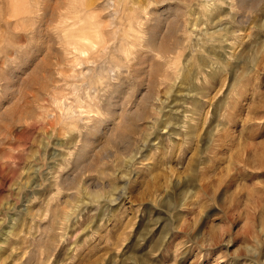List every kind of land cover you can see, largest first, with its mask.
Segmentation results:
<instances>
[{"label": "rangeland", "instance_id": "1", "mask_svg": "<svg viewBox=\"0 0 264 264\" xmlns=\"http://www.w3.org/2000/svg\"><path fill=\"white\" fill-rule=\"evenodd\" d=\"M0 264H264V0H0Z\"/></svg>", "mask_w": 264, "mask_h": 264}, {"label": "bare ground", "instance_id": "2", "mask_svg": "<svg viewBox=\"0 0 264 264\" xmlns=\"http://www.w3.org/2000/svg\"><path fill=\"white\" fill-rule=\"evenodd\" d=\"M241 1H243V0H241ZM163 18H164V17H163ZM175 18H176V17H175ZM175 18H174V19H175ZM159 26H160V25H159ZM152 31H153V30H152ZM160 31H161V30H160ZM152 33H154V31H153ZM169 35H170V34H169ZM153 43H155V42H153ZM225 48H226V47H225ZM161 53H162V52H161ZM133 67H134V66H133ZM164 92H165V91H164ZM129 93H130V92H129ZM148 93H149V92H148ZM146 94H147V93H146ZM144 96H145V95H144ZM146 96H148V95H146ZM146 96H145V98H146ZM130 97H131V96H130ZM149 97H150V96H149ZM149 97H148V99H149ZM157 98H158V97H157ZM107 100H108V99H107ZM143 100L145 101L146 99H143ZM143 100H142V101H143ZM150 100H151V99H150ZM140 101H141V100H140ZM144 101H143V102H144ZM148 102H149V101L147 100V103H148ZM158 102H159V101H158ZM108 110H109V109H108ZM119 111H120V110H119ZM143 113H144V111H143ZM139 117H140V116H139ZM105 124H106V123H105ZM86 149H87V148H86ZM86 152H87V151H86Z\"/></svg>", "mask_w": 264, "mask_h": 264}]
</instances>
